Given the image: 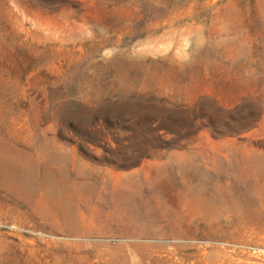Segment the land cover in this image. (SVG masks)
Wrapping results in <instances>:
<instances>
[{
	"label": "rangeland",
	"instance_id": "1",
	"mask_svg": "<svg viewBox=\"0 0 264 264\" xmlns=\"http://www.w3.org/2000/svg\"><path fill=\"white\" fill-rule=\"evenodd\" d=\"M42 138L145 195L245 192L264 169V0H0V141ZM216 198L132 236L56 229L3 196L0 264H264V210Z\"/></svg>",
	"mask_w": 264,
	"mask_h": 264
},
{
	"label": "bare ground",
	"instance_id": "2",
	"mask_svg": "<svg viewBox=\"0 0 264 264\" xmlns=\"http://www.w3.org/2000/svg\"><path fill=\"white\" fill-rule=\"evenodd\" d=\"M19 146L0 141V200L3 196L8 200L6 204L13 200L15 207H10V211L24 212L56 229L102 232L120 226L132 236L161 226L182 230L190 224L189 217L202 214L201 203L206 209L218 196L225 197L229 207L242 216L254 208L264 210V169L258 166L246 171L245 192L241 194L221 181H204L201 188L186 182L172 193L158 188L145 195L139 176L131 173L109 178L104 172L87 167L80 156L62 151L50 139L40 140L38 154ZM212 186L217 196L208 190ZM249 197L253 205L246 202ZM2 204L0 201V207ZM211 213L207 210L202 216L208 218Z\"/></svg>",
	"mask_w": 264,
	"mask_h": 264
}]
</instances>
